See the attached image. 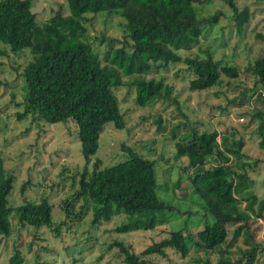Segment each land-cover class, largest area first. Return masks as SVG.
<instances>
[{"label": "trees", "instance_id": "obj_1", "mask_svg": "<svg viewBox=\"0 0 264 264\" xmlns=\"http://www.w3.org/2000/svg\"><path fill=\"white\" fill-rule=\"evenodd\" d=\"M195 1L65 0L66 15L57 10L38 24L30 0H0V43L7 44L13 53L27 48L31 54V60L21 72L24 97L16 119L29 116L32 121L71 122L74 137L79 142L83 170L76 189L62 201V224L66 220L77 222L85 213L87 202L93 226L120 214L133 217L115 225L113 231L117 233L152 229L164 223V211L171 209L157 197L154 161L130 149L122 161L98 168L96 160L91 171H86L105 123L111 122L116 129L124 127L112 90L122 85V76L132 77L129 84L134 88V102L140 107L159 99L175 102V97L170 95L171 86L163 82L162 76H144L151 68L156 70L177 62H181L183 68L175 74L189 75L187 88L190 91L208 90L221 84L222 77L235 79L244 72L253 78L254 95L264 101V54L244 65L242 71L234 65H220L209 56L181 58L177 54L178 50L188 49L197 41L202 23L215 22L219 14L215 12L209 19H198ZM235 1L224 0L239 32L247 21L248 10L245 7L238 10ZM103 11L123 19L125 39L122 43L111 37L99 39L105 41L102 63L86 40L84 15ZM254 37L264 41L261 33H255ZM118 42L120 45L116 46ZM243 93L232 101L241 100ZM252 117L256 119L253 130L256 147L264 153V112L256 110ZM243 145L241 137L220 135L216 130L197 132L190 128L188 136L179 137L174 142V157L186 158L182 171L191 192L202 201L204 211L213 221L205 222L194 236L170 230L167 237L138 252L132 250L131 245L114 241L111 244L121 255L118 264H151L145 256L164 255L165 248L183 258L190 248L189 242L202 250H215L218 254L215 264H239L241 260L242 264H251L256 245L243 250L244 258L238 261L222 255L239 234H243L247 242V219L250 215L261 217L264 211V197L258 198L251 191L253 181L247 174V170H255L259 160L246 159ZM13 183L14 177L6 172L0 160V235L10 233V214L19 226L57 229L52 226L51 205L45 197L38 201L23 200L13 207L9 205ZM240 199L245 201V211L239 208ZM78 200L84 202L74 212L72 209ZM229 225L235 227L227 242ZM223 244L226 248L221 249ZM12 260L18 261L15 257Z\"/></svg>", "mask_w": 264, "mask_h": 264}, {"label": "rangeland", "instance_id": "obj_2", "mask_svg": "<svg viewBox=\"0 0 264 264\" xmlns=\"http://www.w3.org/2000/svg\"><path fill=\"white\" fill-rule=\"evenodd\" d=\"M30 1L38 24L57 10L63 15L68 13L65 0ZM195 2L198 19H209L215 12L219 14L215 22L202 23L201 35L194 44L177 51L181 58L203 59L209 56L220 65H234L242 71L244 65L264 54V41L254 37L255 33L264 35V0L235 1L238 10L244 7L248 10L247 21L239 32L224 0ZM84 17L87 19L84 23L86 40L103 63L105 41L99 39L111 37L122 43L125 39L121 25L123 19L105 11L85 14ZM120 42L115 45L119 46ZM30 60L27 48L13 53L7 44L0 43V160L6 172L14 177L8 196L9 205L13 207L23 200L38 201L45 197L51 205L52 226L58 228L19 226L10 214V233L0 235V264H118L121 255L111 244L114 241L131 245V249L138 252L167 237L170 230H181L183 234L194 236L205 222L211 223L213 218L204 211L197 195L191 192L182 171L186 158L174 157V142L181 136H188L190 128L197 132L216 130L220 135L241 137L246 159L259 160L255 170H247L253 181L250 189L258 198L264 197V153L256 147L253 133L256 119L252 117L256 110L264 112V101L254 95L253 78L243 72L235 79L222 77L221 84L208 90L190 91L187 88L189 75L183 72L175 74L183 68L182 63L177 62L156 70L151 68L144 76H162L163 82L171 86L170 95L175 97L174 103L159 99L140 107L134 102V88L129 84L132 77H121L122 85L112 90L124 127L116 129L111 122L105 123L97 150L86 164L87 173L96 160L98 168L110 166L125 159L127 149L153 160L157 197L171 207L164 211V223L152 229L117 233L113 227L133 217L120 214L112 216L106 223L93 226L87 202L88 207L77 222L66 220L62 224V201L76 189L84 162L71 122L32 121L29 116L16 119V114L22 110L24 97L21 72ZM240 92H244L241 100L232 101ZM83 202H75L72 211H78ZM244 205L245 201L240 199L239 208L244 210ZM247 225V242L244 235L239 234L231 246L226 248L223 244L221 249L226 248V252L222 255L238 261L244 258L243 250L256 245L251 264H264V211L261 217L250 215ZM234 227L227 226V242ZM187 244L190 248L183 258L169 248L163 250L164 255L145 257L151 264L216 263L218 254L215 250H202L191 242ZM13 257L18 261L14 262Z\"/></svg>", "mask_w": 264, "mask_h": 264}]
</instances>
